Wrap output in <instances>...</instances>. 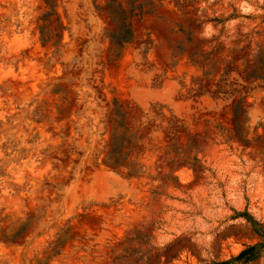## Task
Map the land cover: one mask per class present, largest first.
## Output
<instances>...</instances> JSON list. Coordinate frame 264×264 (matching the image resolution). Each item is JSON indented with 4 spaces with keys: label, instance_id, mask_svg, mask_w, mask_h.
Here are the masks:
<instances>
[{
    "label": "rangeland",
    "instance_id": "1",
    "mask_svg": "<svg viewBox=\"0 0 264 264\" xmlns=\"http://www.w3.org/2000/svg\"><path fill=\"white\" fill-rule=\"evenodd\" d=\"M245 214L264 231V0H0V230L30 219L0 264L224 262Z\"/></svg>",
    "mask_w": 264,
    "mask_h": 264
},
{
    "label": "trees",
    "instance_id": "2",
    "mask_svg": "<svg viewBox=\"0 0 264 264\" xmlns=\"http://www.w3.org/2000/svg\"><path fill=\"white\" fill-rule=\"evenodd\" d=\"M114 106H118L117 102H114ZM121 108V107H120ZM112 117H116L118 119H122L123 116H121L120 113L115 109L114 112L111 114ZM113 122V119H111ZM119 125V124H118ZM123 127V126H122ZM124 130L126 128L124 127ZM115 142V145H114ZM130 142L131 138L127 139V134H124L122 138H120V141L113 140V145L115 146V150L112 151L111 153L113 155L119 154V149L121 151L123 150H129L130 148ZM127 147V149H125ZM109 154V164L112 167L119 168L120 164H118V161H114L113 158ZM113 160V161H112ZM246 220L252 225L255 233L260 237V242L254 246H249L245 248L243 251H241L237 256L232 257L228 261L224 262H218V263H213V264H251L259 259H262L264 257V231L262 229V226L257 223L256 221L253 220L252 217L249 215H242ZM7 219V218H6ZM5 219V220H6ZM4 221V220H3ZM30 223V219H28L26 224H22L21 227L18 228V231L14 233V229L12 230L10 227H8L6 230L1 229V240L5 244H15L16 241H21L23 240V236L27 232L28 225ZM14 228L15 224H13Z\"/></svg>",
    "mask_w": 264,
    "mask_h": 264
}]
</instances>
